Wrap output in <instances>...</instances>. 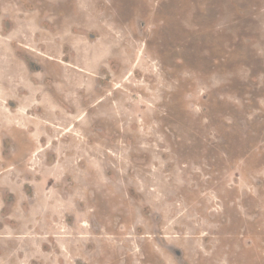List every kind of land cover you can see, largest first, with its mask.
<instances>
[{"label":"rangeland","instance_id":"obj_1","mask_svg":"<svg viewBox=\"0 0 264 264\" xmlns=\"http://www.w3.org/2000/svg\"><path fill=\"white\" fill-rule=\"evenodd\" d=\"M0 18V264H264V0Z\"/></svg>","mask_w":264,"mask_h":264},{"label":"flooded vegetation","instance_id":"obj_2","mask_svg":"<svg viewBox=\"0 0 264 264\" xmlns=\"http://www.w3.org/2000/svg\"><path fill=\"white\" fill-rule=\"evenodd\" d=\"M12 30V25L9 23V22H6L5 19L3 18H0V32L1 33H6L7 34H10ZM15 44V42H14ZM16 44H18V42H16ZM11 76L7 75L6 78H10ZM16 84V86H13L12 88L9 86V84H4L2 85V88H1V91H0V103H1V100H4L5 103L3 102V104H5L7 106V108L11 111L12 113V117H13V121L15 122L14 123V126H16L15 124L18 125V121L19 119L21 118L20 115L16 114V109L18 108V105L20 103V99L21 97L23 96H27V91L24 89V88H18L19 87V83L18 81H15L14 82ZM24 90V91H23ZM28 103V115L30 117V119H36L35 115H33L31 113V110H32V104L36 103V100H30L27 102ZM12 109V110H11ZM34 117V118H33ZM2 118V117H1ZM3 121H5L3 119ZM32 122V121H31ZM28 125H31V124H26V128L24 129H28L29 126ZM17 127V126H16ZM24 129H19L17 127V131H23ZM33 130H29L27 131L28 132V136L32 138L31 136V132ZM18 137V138H17ZM16 137V134H15V139H17V145H18V140L19 139H22V138H19V136ZM33 139V138H32ZM34 141V139H33ZM36 142V141H34ZM23 143H24V140H23ZM24 146V145H23ZM17 148H19V146H17ZM21 148V147H20ZM20 148L18 149V151L20 150ZM30 159V158H29ZM28 162H30V160H28ZM29 167V166H28ZM11 167L8 166L7 168L4 169V171H6L7 169H10ZM12 169V168H11ZM14 171H16L18 174H21L22 172L20 171V169L16 168ZM1 173V172H0ZM2 174V173H1ZM6 175H1V177H5ZM0 177V178H1ZM11 191V190H10Z\"/></svg>","mask_w":264,"mask_h":264},{"label":"bare ground","instance_id":"obj_3","mask_svg":"<svg viewBox=\"0 0 264 264\" xmlns=\"http://www.w3.org/2000/svg\"><path fill=\"white\" fill-rule=\"evenodd\" d=\"M1 88H2V82L0 83V91H1ZM15 111H17L19 113L21 110L18 107Z\"/></svg>","mask_w":264,"mask_h":264}]
</instances>
